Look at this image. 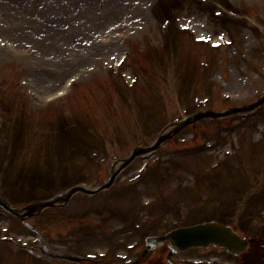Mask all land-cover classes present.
<instances>
[{
  "label": "rangeland",
  "instance_id": "obj_1",
  "mask_svg": "<svg viewBox=\"0 0 264 264\" xmlns=\"http://www.w3.org/2000/svg\"><path fill=\"white\" fill-rule=\"evenodd\" d=\"M16 1L0 0V194L18 193V203L77 183L100 185L116 156L151 144L165 123L202 106L224 110L264 94V0ZM132 20L143 22L123 26ZM183 24L191 29L182 30ZM219 33L228 42L217 48L197 41L206 35L218 43ZM123 55L126 61L113 68ZM204 98L209 101L200 106ZM261 110L233 133L222 127L242 115L190 125L161 150L219 140L221 146L173 158L156 154L142 185L121 176L112 190L75 195L67 212L50 210L28 221L51 249L85 253L102 245L95 242L100 237L112 250L140 241L136 232L117 235L122 224L147 215L182 217L169 208L157 211L159 200L176 203L189 217L233 208L234 222L264 232ZM233 173L248 175L246 183H256L257 192L245 197L235 190L227 179ZM212 187L221 189L214 190L215 201ZM182 196L187 209L179 204ZM6 235L39 244L20 219L0 214V236ZM0 264L68 263L8 241L0 245Z\"/></svg>",
  "mask_w": 264,
  "mask_h": 264
},
{
  "label": "water",
  "instance_id": "obj_2",
  "mask_svg": "<svg viewBox=\"0 0 264 264\" xmlns=\"http://www.w3.org/2000/svg\"><path fill=\"white\" fill-rule=\"evenodd\" d=\"M47 203L45 202H41L39 204L36 205V207H43L45 206ZM5 207L12 211V212H17L15 209H13L11 206H8V204H4ZM218 228L217 225H205V226H199L196 230V237L194 238L195 241L199 240L200 238V241H206V238L209 239V238H214L215 236V232L218 231Z\"/></svg>",
  "mask_w": 264,
  "mask_h": 264
},
{
  "label": "flooded vegetation",
  "instance_id": "obj_3",
  "mask_svg": "<svg viewBox=\"0 0 264 264\" xmlns=\"http://www.w3.org/2000/svg\"><path fill=\"white\" fill-rule=\"evenodd\" d=\"M245 259H246L245 262L247 264H264V258H261V256L259 255L250 254ZM214 264H217V263H214Z\"/></svg>",
  "mask_w": 264,
  "mask_h": 264
}]
</instances>
